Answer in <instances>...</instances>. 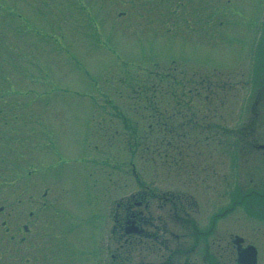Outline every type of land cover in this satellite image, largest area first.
<instances>
[{
  "label": "rangeland",
  "instance_id": "374dc122",
  "mask_svg": "<svg viewBox=\"0 0 264 264\" xmlns=\"http://www.w3.org/2000/svg\"><path fill=\"white\" fill-rule=\"evenodd\" d=\"M262 19L264 0H0V264L31 261L33 243L63 241L67 212L85 215L90 198L112 208L111 178L123 188L132 169L115 111L138 119L124 95L173 64L195 89L179 124L188 128L148 151L161 160L136 157L140 176L167 189L196 179L199 193L208 181L214 195L226 178L236 190L263 179L264 152L252 149L244 114L259 95L253 71L264 75V41L255 36ZM198 91L210 102L198 101ZM195 113H209V122L190 128ZM250 161L257 170L240 169Z\"/></svg>",
  "mask_w": 264,
  "mask_h": 264
},
{
  "label": "flooded vegetation",
  "instance_id": "af4514ba",
  "mask_svg": "<svg viewBox=\"0 0 264 264\" xmlns=\"http://www.w3.org/2000/svg\"><path fill=\"white\" fill-rule=\"evenodd\" d=\"M258 27L261 36L264 24ZM130 165L131 177L123 188L110 180V210L103 211L95 200L88 228L81 226L86 214L67 212L63 241L33 243L31 261L21 256L18 264H264L261 184L242 182L231 204L227 178L215 195L206 180L202 193L196 179L178 178L177 186L167 189L166 181L162 186L154 178H140ZM42 195L50 200L48 190Z\"/></svg>",
  "mask_w": 264,
  "mask_h": 264
},
{
  "label": "trees",
  "instance_id": "16d2710c",
  "mask_svg": "<svg viewBox=\"0 0 264 264\" xmlns=\"http://www.w3.org/2000/svg\"><path fill=\"white\" fill-rule=\"evenodd\" d=\"M164 85V87L162 85ZM179 81L175 75L168 74L163 75L159 73H151L150 79L143 83L141 88L136 93V98L140 102L144 98H158L162 97L164 94L170 95V97L175 98L177 96L176 90L178 89ZM151 92V95H150ZM1 102V101H0ZM157 104V102H154ZM143 105L138 103L135 107V112L137 114L143 113ZM3 111L0 110V116ZM160 112H156L159 114ZM144 118H139L136 122L125 121V127L129 131V135L132 134L133 145L131 140H129V147L132 146V154L136 156L139 155L140 158H143V153L139 152L138 149H149L155 148L156 150L160 149L159 147L163 144L164 139L166 143H174L175 128L171 127L172 124H166L160 119H153L149 122V134H144L140 136L141 132L146 129V122L143 121ZM154 122V123H153ZM142 124L144 126H142ZM148 135V136H146Z\"/></svg>",
  "mask_w": 264,
  "mask_h": 264
}]
</instances>
